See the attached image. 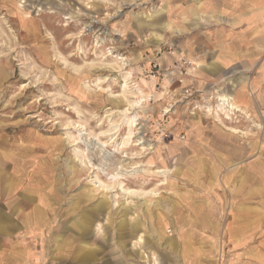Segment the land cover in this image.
I'll return each instance as SVG.
<instances>
[{"label": "rangeland", "instance_id": "obj_1", "mask_svg": "<svg viewBox=\"0 0 264 264\" xmlns=\"http://www.w3.org/2000/svg\"><path fill=\"white\" fill-rule=\"evenodd\" d=\"M252 1L0 0V264H264Z\"/></svg>", "mask_w": 264, "mask_h": 264}, {"label": "bare ground", "instance_id": "obj_2", "mask_svg": "<svg viewBox=\"0 0 264 264\" xmlns=\"http://www.w3.org/2000/svg\"><path fill=\"white\" fill-rule=\"evenodd\" d=\"M215 5V4H214ZM217 5H215V7H216ZM261 11V10H260ZM262 13V12H261ZM257 15V14H256ZM251 18V17H250ZM211 66H212V70L214 69V67H215V64L214 63H212L211 64ZM125 84H126V82H125ZM124 84V85H125ZM219 101H221L220 102V104L218 105V107H220L221 108V105H224V104H227V107H228V110L227 111H232V110H238V111H243V109L241 108V107H239L238 105H236L234 102H233V99H232V97H230V96H225V95H220L219 96ZM132 105V104H131ZM225 107V106H224ZM223 108V107H222ZM225 109V108H224ZM119 124V123H118ZM112 127L113 128H116V130L115 131H113V132H108L107 130L106 131H104L103 132V134H106V135H110V140L111 139H113V136H114V134H115V132H117V124H113L112 125ZM227 130H229V131H231L233 134H236V135H241V136H244L245 134H246V131H242L241 129H239V128H235V127H227L226 128ZM102 133V132H101ZM83 135H84V133H81V131L78 129V136H70V138H72V141L73 142H76V143H78V142H80V141H83ZM240 137V136H239ZM246 137V136H245ZM245 137H243V138H245ZM124 143L125 142H123V146H124ZM144 142L141 140V138L138 140V142H137V144L139 145V144H143ZM90 145H93V143H90ZM89 145V146H90ZM147 145H150L149 143L147 144ZM105 146V144H104V142H102L101 144H99L98 145V147L100 148V150L101 151H103V148H105L104 147ZM146 148V147H145ZM148 149H151V146H149V147H147ZM116 149H118V148H116ZM78 158V160L80 161V163L82 164V165H85V166H91V164H90V159L85 155V154H83V152H79L77 155H76ZM108 156H110V153L109 152H107V154H106V157H108ZM161 173H164V172H161ZM118 177H120V174L119 173H115V174H113L112 176H110L109 177V179L111 180L110 182H104L101 178H99V177H96L95 179V187L96 188H99V189H101L102 191H106V192H108V193H111V192H113V182H115V183H117L118 184V188H119V190L122 192V193H124V195L126 194V195H129V196H132V195H135L136 194V192L135 191H133V190H130V189H126V188H124V187H122L121 185H120V181H119V179H118ZM118 179V180H117ZM123 185V184H122ZM137 195V194H136ZM145 196V195H144ZM255 209V208H254ZM83 227V225H82V222H81V224L78 226V228H82ZM83 231V230H82ZM81 231V232H82ZM137 242H139V243H143V238L141 237V235L139 236V238H138V240H137Z\"/></svg>", "mask_w": 264, "mask_h": 264}, {"label": "crops", "instance_id": "obj_3", "mask_svg": "<svg viewBox=\"0 0 264 264\" xmlns=\"http://www.w3.org/2000/svg\"><path fill=\"white\" fill-rule=\"evenodd\" d=\"M254 1V2H253ZM252 2H249V4L252 6V11L249 12V19H252L253 17L257 16V15H260V13L262 12V8L263 6H260L258 7L255 3L256 2H261V0H253ZM216 10V8H214V11ZM261 10V11H260ZM264 13V9H263V12ZM257 14V15H256ZM251 15V16H250ZM211 16L214 17V18H218V16L215 14V13H211ZM253 16V17H252ZM252 17V18H250ZM252 22H255V20H252ZM253 30V29H252Z\"/></svg>", "mask_w": 264, "mask_h": 264}]
</instances>
